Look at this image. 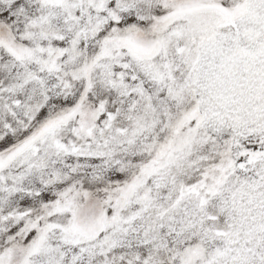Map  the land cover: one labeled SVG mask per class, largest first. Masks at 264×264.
Returning <instances> with one entry per match:
<instances>
[{
    "label": "snow or ice",
    "instance_id": "snow-or-ice-1",
    "mask_svg": "<svg viewBox=\"0 0 264 264\" xmlns=\"http://www.w3.org/2000/svg\"><path fill=\"white\" fill-rule=\"evenodd\" d=\"M0 264H264V0H0Z\"/></svg>",
    "mask_w": 264,
    "mask_h": 264
}]
</instances>
